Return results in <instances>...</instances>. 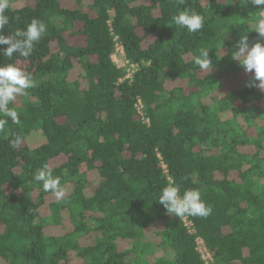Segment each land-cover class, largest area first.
I'll list each match as a JSON object with an SVG mask.
<instances>
[{"label":"trees","instance_id":"16d2710c","mask_svg":"<svg viewBox=\"0 0 264 264\" xmlns=\"http://www.w3.org/2000/svg\"><path fill=\"white\" fill-rule=\"evenodd\" d=\"M70 1L7 10L5 35L33 18L47 33L27 59L0 55L34 82L9 105L19 124L0 114V264H264L263 93L232 59L242 35L264 43L253 29L264 6ZM185 9L203 17L200 32L174 24ZM117 42L137 65L131 79L114 60ZM201 48L213 62L207 74L193 62ZM231 73L239 85L224 93ZM33 132L44 139L30 143ZM44 164L65 189L59 201L33 179ZM169 184L198 189L211 213H166L156 198Z\"/></svg>","mask_w":264,"mask_h":264},{"label":"clouds","instance_id":"9594fccd","mask_svg":"<svg viewBox=\"0 0 264 264\" xmlns=\"http://www.w3.org/2000/svg\"><path fill=\"white\" fill-rule=\"evenodd\" d=\"M181 3L184 0H180ZM256 6H264V0H251ZM10 0H0V55L12 61L14 56L29 58L35 46L47 33V25L42 20L33 18L23 28H16L14 31L4 34L5 26L9 25L10 17L7 10ZM264 8V7H261ZM260 8V9H261ZM175 25L186 29L189 33H198L203 28V17L187 9L178 11L172 16ZM258 35L264 38V19L260 20L256 27ZM225 35L222 36L224 40ZM236 50L232 53V59L237 60L240 66L247 73H252V80L247 84L249 87H257L264 91V43L257 40L252 43L247 35H242L235 44ZM209 48H201L199 54L194 57L193 62L204 74L210 72L212 60L209 55ZM34 87L31 75L16 63H0V114L11 119L14 124L20 123L17 110L9 107L14 103L18 96H27V90ZM8 119L0 118V131L4 130ZM13 148L20 143V137L10 141ZM35 182L42 185L44 192H51L57 199L61 200L65 196V189L61 184L59 176L53 174V169L47 164L37 169L33 174ZM163 205L165 212L175 217L184 216L207 217L211 213V208L201 199L198 189H186L180 193L177 186L166 185L160 189L156 198Z\"/></svg>","mask_w":264,"mask_h":264},{"label":"rangeland","instance_id":"374dc122","mask_svg":"<svg viewBox=\"0 0 264 264\" xmlns=\"http://www.w3.org/2000/svg\"><path fill=\"white\" fill-rule=\"evenodd\" d=\"M65 2H67L68 0H64ZM74 0H71L70 3L72 2L73 3ZM10 2L16 6V7H20V6H23L25 3H26V0H10ZM75 5V3H73ZM72 4V5H73ZM262 18L264 19V11L262 12ZM123 48L121 47V45L119 46V49H116L113 57H114V60L115 62L117 63V65L119 67H121L122 69L124 70H128V69H131L133 71V67L131 64H129L125 58V55L123 53ZM131 71V73H132ZM239 79H237L235 77V74H232L227 76L226 78V83H225V86L224 88H222V91L225 93V92H228L229 90H232L233 87L235 86H238L239 85ZM260 90V89H259ZM263 93V96L260 97V98H263L264 100V91H262ZM44 137L42 135L41 132H33L31 134V136L29 137V142L30 143H39L41 140H43ZM53 231L56 233V234H61V228L60 227H53ZM202 244V243H201ZM202 249H203V246H202Z\"/></svg>","mask_w":264,"mask_h":264},{"label":"built area","instance_id":"2783aa9c","mask_svg":"<svg viewBox=\"0 0 264 264\" xmlns=\"http://www.w3.org/2000/svg\"><path fill=\"white\" fill-rule=\"evenodd\" d=\"M120 45H121V44H120L119 42H117L116 49H119V46H120ZM121 47L124 49V47H123L122 45H121ZM123 53H124V55H125L124 50H123ZM125 58H126V57H125ZM126 60H127V62H128L129 64L132 65V67H133L134 69H133V71H132L131 69H128L127 71L125 70V71H126V75H125V77H124L123 79H131V78L133 77L134 72H135L136 69H137V65H136V64H132V63H130V62L128 61V59H126ZM131 71H132V73H131ZM136 105H137L138 110L140 111V113L143 114V118H144V120L147 121V122H149V118L146 117V116L144 115V105H143L142 101L139 100L138 103H137ZM164 166H165V165H164ZM184 221H185L186 225L188 226V228L190 229V232H192V233L195 232V230L193 229V223L188 219V217H185V218H184ZM197 241H198V249H199V251H200L201 254H202V258H203L207 263H214V258H213V256H212V253L209 251V249H208L207 246L205 245L203 239L199 237V238L197 239ZM201 243H202V244H201ZM202 246H203V249H202Z\"/></svg>","mask_w":264,"mask_h":264}]
</instances>
